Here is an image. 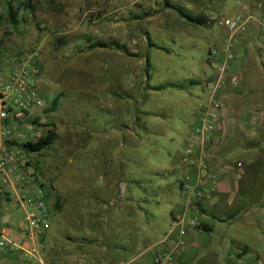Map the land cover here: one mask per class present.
Segmentation results:
<instances>
[{
  "label": "crops",
  "instance_id": "obj_1",
  "mask_svg": "<svg viewBox=\"0 0 264 264\" xmlns=\"http://www.w3.org/2000/svg\"><path fill=\"white\" fill-rule=\"evenodd\" d=\"M199 9L195 2L191 4V0H188L187 4L182 3V7L173 6L176 20L159 21V33L162 28L164 34L160 39L167 35L173 43H177L169 34H180L185 38L183 47L191 54L184 56L179 53L181 61L178 64L164 65L159 62V75L164 76L156 85L159 90L151 89L154 87L151 85L150 90H140L139 97L133 101L131 96L126 99L128 101L124 100L130 105L140 102L148 107L147 96L159 92V112L155 113L159 115V168L156 171L158 166H152L148 170L158 179H149L146 184L138 172L133 177L129 165L114 164L115 154L112 155L109 149L100 151L93 147L95 158L101 162L77 165L75 176L67 174L65 170L56 171L53 178L45 176L53 186L52 192L47 190L46 193L47 187L37 180L38 175L29 161L31 159L24 154L22 144L27 140L15 138L0 141V159L8 156L7 168L0 172V198L3 200L0 212H5V222L15 218V214L12 217L9 203L15 201L20 205L19 197L27 194L28 185L32 189L34 187L37 193L43 192L46 195L49 192L46 200L48 206L55 203L56 195L60 197L56 182L63 183L68 179L74 182L76 179V184L80 183L82 187H91L93 192L96 191L92 199L88 192L84 191L81 196V190L78 192L77 213L87 208H82L83 204L94 206L91 217L86 219L88 223L80 240L73 239L68 244L56 247V244L50 242L45 245L43 237L41 251L48 260L68 264L74 256L82 255L89 264H116L118 259H122L117 252L124 251L128 253L127 261L119 264H264V74L260 69V64L264 67V62L257 53L258 27L251 21L249 32L234 38V56L228 60V31L219 27L218 31L211 32L212 26L208 21L201 25L193 24L184 16H200ZM205 44L208 45L207 55L195 57L194 49H202ZM212 48L217 50L215 58L210 55ZM161 50L166 54L173 51L159 45ZM145 53L140 55V63L142 70H146L144 73L150 76L147 68L153 66L144 57ZM130 59L123 58V61L126 64ZM226 60L230 73L238 77V84H227L218 93L220 105L216 111L222 125L214 135L210 160L211 169L219 173L218 186L210 200L198 203L197 208H194L186 203L188 189L184 177L189 175L191 182H194L199 173L196 169L183 166L180 156L189 131L197 123L198 108L208 101V86L215 76L214 62ZM188 81L195 84L189 88L170 86ZM43 93L47 96L46 88ZM174 93H179L180 102L174 99ZM108 103L113 107L110 101ZM144 113L147 115L149 111ZM132 119V116L128 118L130 124L119 123L117 127L122 128V134L126 136L124 139H130L133 135L140 141L142 136L138 133L139 128L143 126L147 130V123L140 121L136 124ZM92 128L96 130L97 140L105 142L109 137L113 140L116 138L111 134V128ZM24 162L27 176L15 181L16 170ZM12 168L15 170L11 171ZM68 172L73 173V170ZM3 174L9 185H2ZM119 181L125 182L124 191L128 190L122 195ZM60 199L63 201L62 196ZM163 204L166 207L168 205L165 213ZM20 206L25 215L27 208ZM167 213L170 217L159 234L156 220ZM177 214L185 217L186 234L181 247L176 244L177 232L169 234L170 221ZM190 221L194 223L190 224ZM219 224H225L228 228L225 232H219L222 236L215 240ZM126 228L127 231L123 233L122 229ZM249 228L253 229L251 232L257 239L256 243L245 241L239 234ZM1 232H5L10 239L20 241L24 249L27 248L28 241L19 229H6L0 223ZM123 235L127 236L128 243L115 244L114 241ZM1 249V264L23 262L24 249Z\"/></svg>",
  "mask_w": 264,
  "mask_h": 264
},
{
  "label": "rangeland",
  "instance_id": "obj_2",
  "mask_svg": "<svg viewBox=\"0 0 264 264\" xmlns=\"http://www.w3.org/2000/svg\"><path fill=\"white\" fill-rule=\"evenodd\" d=\"M237 1L191 0V4L195 2L200 7L198 14L207 18L212 26L211 32H216L219 26L211 17L213 13L229 11L253 15V7L249 8V4L254 1H260L264 7V0H240L241 4ZM182 3L187 4L188 0H32L34 11L21 12V18L24 20L21 19L14 28L5 18L6 1L0 0V49L12 47L20 52L37 51L41 66L39 87L43 97L50 105L56 96L59 98L52 111L50 108L30 111V117L39 116L45 123L54 122L58 135L56 141L41 151L24 150V154L31 159L30 164L38 175L37 180L47 187L46 193L47 190L52 192L53 186L48 183L45 176L53 178L56 171L63 170L75 176L77 173L74 170L77 165L97 161L96 151H92L93 147L100 151L109 149L112 155L115 154L114 164L129 165L132 167L133 177L138 172V176L144 178L146 184L149 183L147 182L149 179H158L148 170L152 166L159 168V115H155L159 112V92L147 96L148 107L140 102L130 105L124 100L131 96L133 101L139 97L140 90H150L151 85H159V80L164 77L159 75V62L164 65L178 64L181 61L178 57L179 53L184 56L191 54L183 47L185 38L180 34H169L177 43H173L167 35L160 39L164 34L162 28H160L161 34L159 33V21L176 20L177 14L173 11V6L182 7ZM258 13L256 17L264 25V8ZM257 36H259L258 29ZM60 39L65 42L59 41ZM258 40L259 37L256 39L259 48L257 53L264 62L262 44ZM96 41L104 42L108 47L89 49L91 43ZM148 41L152 46L147 43ZM159 45L173 50L172 53L166 54L164 50L160 52ZM207 46L205 44L202 49H194L195 57H205ZM120 47L123 49L120 50ZM145 51L144 57H147L153 66L147 68L150 76L144 73L146 70L145 68L142 70L140 63L139 57ZM127 57L131 59L125 64L123 58ZM260 69L264 74L262 64ZM45 88L48 92L47 96L43 93ZM174 94L176 95L174 99L179 101V93ZM109 101L113 107L110 106ZM144 111L149 113L146 115ZM131 116L136 124L140 121L147 123V130L143 126L139 128L138 133L142 136L140 141L133 135L130 139H124L126 136L122 134V128L117 127L119 123L130 124L128 118ZM43 124L41 122L42 126ZM36 127L39 128V125ZM92 127L111 128L110 132L116 138L113 140L109 137L105 142L97 140L96 130ZM132 132L134 133L133 130ZM37 139L39 138L27 141ZM99 162L101 161H97ZM72 170L73 173L68 172ZM76 183V179L74 182L71 179L63 183L56 182L57 194L60 193V197L56 196L59 199L62 196L63 201H60L58 211L54 207V202L49 204L51 211L47 216L45 245L50 242L58 247L60 244H68L73 239L80 240L84 236L88 223L86 219L91 217L94 206L83 204L82 208L85 206L87 208L79 214L76 211V199L79 190H81L80 196L85 191L91 199L96 191L93 192L91 187L85 188L80 183ZM27 188L28 196L37 195L34 187L32 189L28 185ZM48 195L49 192L45 195L46 200ZM2 202L0 198V211L3 209ZM9 206L12 217L15 214V218L5 222L3 219L5 212H0V223L6 229L20 230L19 226L24 221V212L15 201L9 203ZM167 207L163 204V213L166 212ZM169 217L167 213L156 220L159 224V228L157 227L159 234L164 230L165 221ZM227 228L225 224H219L214 239L219 240L222 236L219 232H225ZM252 230L249 228L239 234L245 241L256 243L257 239L252 234ZM125 231L127 228L122 229L123 233ZM114 242L127 244L128 238L123 235ZM41 247L42 243L40 249ZM2 251L0 247V253ZM117 253L122 259H118L116 264L127 261V252Z\"/></svg>",
  "mask_w": 264,
  "mask_h": 264
},
{
  "label": "built area",
  "instance_id": "obj_3",
  "mask_svg": "<svg viewBox=\"0 0 264 264\" xmlns=\"http://www.w3.org/2000/svg\"><path fill=\"white\" fill-rule=\"evenodd\" d=\"M237 3L241 4L240 0ZM250 7H253V15L229 11L211 15L217 26L228 31V60L234 56V38L248 32L251 21L258 27L260 38L258 42L262 44V49H260L264 53V25L256 17L264 7L260 1L252 2L249 4ZM210 55L215 58L217 50L212 48ZM228 60L214 62L215 76L208 86V101L198 108L197 123L189 131L182 147L181 164L196 169L199 173L198 179L194 182H191L189 175L184 177L188 189L186 203L194 208H197L198 203L210 200L218 186L219 173L212 170L210 166L213 138L222 125L216 111L220 105L218 93L227 84L234 86L238 84V77L229 71ZM40 72L41 66L37 51L20 52L12 47L0 49V141L15 138L33 140L45 134L47 128L44 129L41 125V122H45L38 119L39 116L30 117L31 110H43L50 107L49 101L43 97L39 87ZM37 119L38 122L33 123ZM37 125L39 128L36 127ZM7 158L6 155L0 159V172L7 168ZM24 166L25 162L16 170L15 181L23 180L27 176ZM12 170L15 169L12 168ZM2 185H9L4 174ZM124 188V183L120 182V195L124 193ZM19 203L27 208L20 231L27 239L28 246L24 249L20 241L8 238L5 232L0 233V246L8 251L24 249V260L21 264H59L45 258L40 249V243L48 227L47 216L50 212L45 194L43 192L37 193L36 196L23 194L19 197ZM174 232H177V246H183V236L186 234L183 214H177L171 219L169 234ZM68 264L89 263L82 255H77Z\"/></svg>",
  "mask_w": 264,
  "mask_h": 264
},
{
  "label": "trees",
  "instance_id": "obj_4",
  "mask_svg": "<svg viewBox=\"0 0 264 264\" xmlns=\"http://www.w3.org/2000/svg\"><path fill=\"white\" fill-rule=\"evenodd\" d=\"M6 1V20L8 21L9 25L16 28V26L19 24V21L23 18H21V12H25V11H34V6L32 4V0H5ZM187 20H189L190 22H192L193 24H204L207 21V18H205L204 16L200 15V16H196V17H191L188 15H184ZM59 41L65 42L64 40L60 39ZM151 45V43H150ZM152 46V45H151ZM155 46V45H153ZM96 47H100V48H104V47H108V45L104 42H92L91 45L89 46V49L92 48H96ZM146 63H148V60H145ZM195 83L193 81H188L186 84H182L184 85V87H182V85H170L172 87H178L181 86V88H188L190 86H193ZM163 88V87H160ZM151 89L153 90H159V86H154L151 87ZM58 96H56L50 105V111L54 110L53 108L56 107L57 103H58ZM37 120H34L33 123H37ZM44 127H46V131L45 134L40 137L39 139H37L36 141H25L22 144V147L24 148V150L26 151H41L47 147H49L50 145H52L56 139H57V133H56V127L54 122H49V123H44L43 124ZM157 175V174H156ZM54 207L55 209L58 211L60 210V199L59 197H57L55 203H54ZM43 240V239H42ZM246 249H242V251H245Z\"/></svg>",
  "mask_w": 264,
  "mask_h": 264
}]
</instances>
